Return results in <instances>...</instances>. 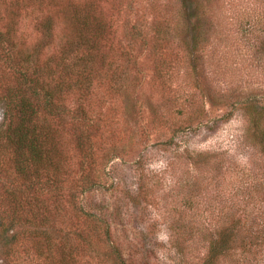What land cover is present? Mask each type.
Wrapping results in <instances>:
<instances>
[{
    "label": "rangeland",
    "instance_id": "rangeland-1",
    "mask_svg": "<svg viewBox=\"0 0 264 264\" xmlns=\"http://www.w3.org/2000/svg\"><path fill=\"white\" fill-rule=\"evenodd\" d=\"M105 5L114 18L113 54L119 65L92 93L101 128L93 134L90 176L81 173L82 154L69 119L61 137L56 157L66 169L61 205L53 215L57 231L65 236L57 244L74 249L76 264H98L105 257L111 263L112 245L137 264H203L214 231L212 212H219L230 196L218 191L217 184L238 186H228L229 180L253 159L248 149L234 145L242 120L234 107L247 97L264 100V24H256L257 16L264 15V0H221L211 29L200 39L205 46L200 55L178 47V32L186 31L187 20L174 28L170 50L153 52L150 36L146 44L139 38L129 43L132 26L139 32L151 29L157 17L153 0ZM33 22L26 14L20 22L29 40L37 34ZM229 112L233 115L225 118ZM217 153L214 160L199 161ZM256 171L257 187L262 186L264 169ZM2 174L0 183L7 180ZM216 175L221 181L212 187ZM23 184L20 180L22 189ZM73 197L105 217L106 224H97L99 240L93 236L94 223L85 222L74 208ZM86 236L89 245L83 241ZM23 246L15 262L0 235V264H46Z\"/></svg>",
    "mask_w": 264,
    "mask_h": 264
},
{
    "label": "trees",
    "instance_id": "trees-1",
    "mask_svg": "<svg viewBox=\"0 0 264 264\" xmlns=\"http://www.w3.org/2000/svg\"><path fill=\"white\" fill-rule=\"evenodd\" d=\"M114 1L0 0V173L7 176L0 183V235L15 262L19 245L24 244L26 253L46 264H76L74 249L57 244L65 234L57 231L53 214L61 205L66 167L61 160L58 165L56 154L69 119L82 154L81 173L90 176L93 134L101 128L95 118L92 93L104 75L119 65L113 54L114 18L104 10L111 11L105 3ZM220 2L153 0L157 17L151 29L139 32L131 25L134 32L128 41L137 42L139 38L146 44L150 36L153 52L170 50L169 44L177 35L174 28L187 20L186 31L181 35L178 32V47L200 55L205 47L200 39L211 29ZM25 14L34 21L35 39L29 40L20 30ZM256 19V24H264V15ZM254 56L258 62L257 50ZM239 102L237 107L231 104L242 117L234 145L249 150L254 169L249 162L243 164L236 179L229 180L228 186L239 182L235 188H222L225 181L220 187L217 175L211 178L212 187L219 182L218 191H229L230 196L219 212H212L214 231L203 264H220L221 260L264 264V184L257 187L260 177L256 171L264 169V100L247 97ZM232 115L229 112L223 116ZM218 155L207 154L199 161L206 163ZM20 180L24 181L23 189ZM72 204L85 222L94 223L93 236L99 240L102 234L97 224H106L105 217L80 205L74 197ZM198 229V235H202ZM108 230L103 233L110 237ZM83 241L90 244L87 236ZM109 254L113 255L111 263L105 257L98 264H137L127 260L117 245L111 246Z\"/></svg>",
    "mask_w": 264,
    "mask_h": 264
}]
</instances>
